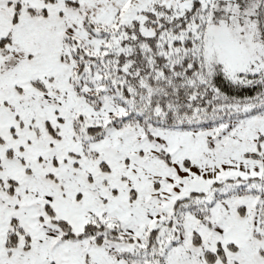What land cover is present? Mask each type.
Here are the masks:
<instances>
[{
  "label": "snow or ice",
  "instance_id": "obj_1",
  "mask_svg": "<svg viewBox=\"0 0 264 264\" xmlns=\"http://www.w3.org/2000/svg\"><path fill=\"white\" fill-rule=\"evenodd\" d=\"M0 264H264V0H0Z\"/></svg>",
  "mask_w": 264,
  "mask_h": 264
}]
</instances>
